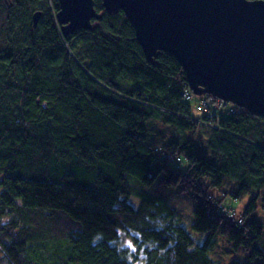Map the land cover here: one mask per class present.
<instances>
[{"label":"trees","instance_id":"obj_1","mask_svg":"<svg viewBox=\"0 0 264 264\" xmlns=\"http://www.w3.org/2000/svg\"><path fill=\"white\" fill-rule=\"evenodd\" d=\"M58 9L0 0V264H218L216 234L248 251L230 264H264V118L224 102V116L194 115L176 59L147 62L123 12L94 0L100 19L64 36ZM210 188L252 197L229 217ZM170 196L192 202L203 245Z\"/></svg>","mask_w":264,"mask_h":264},{"label":"water","instance_id":"obj_2","mask_svg":"<svg viewBox=\"0 0 264 264\" xmlns=\"http://www.w3.org/2000/svg\"><path fill=\"white\" fill-rule=\"evenodd\" d=\"M64 36L90 30L94 0H58ZM123 12L147 62L168 53L194 95H212L264 118V0H102ZM41 12L32 15L35 27Z\"/></svg>","mask_w":264,"mask_h":264},{"label":"rangeland","instance_id":"obj_3","mask_svg":"<svg viewBox=\"0 0 264 264\" xmlns=\"http://www.w3.org/2000/svg\"><path fill=\"white\" fill-rule=\"evenodd\" d=\"M206 103H201L199 106L197 105V97L193 96L190 100V106H191V112L198 116L202 115L203 112H205V109L202 107H205L208 112L215 113L212 114L213 116L219 114L224 116L227 114L226 109H222L223 104L219 105V102L216 101L214 104H210L209 99L207 101H204ZM229 104V103H228ZM206 105V106H205ZM231 105V104H230ZM197 106V107H196ZM202 109V110H201ZM206 114V113H205ZM209 116V115H208ZM12 119V116H11ZM151 133L154 132V134H159V128H154V126L150 127ZM160 134H165L163 136L170 137L172 135H175L178 140L184 141L188 135V133L184 131H174L170 127H164L160 131ZM202 137L204 136L203 133ZM203 147V143L201 144ZM195 151H198L200 154H202V151L197 148L193 147ZM173 164V163H171ZM178 165V162H177ZM179 166V165H178ZM181 166V165H180ZM183 167V166H181ZM1 178V176H0ZM225 177L223 178V180ZM209 193L213 198L220 202L221 207L223 208V214L226 213L227 210H234L235 212V218H238L241 216V213L245 210L246 205L250 201V198L252 197V194H244L240 199H234L229 194L223 195V192L220 191V188H210ZM259 197V196H258ZM258 201L255 208L254 216L260 221L263 229H264V207L261 205H264V194L261 196V202L259 199H256ZM139 200L135 199V204L138 205ZM168 203L170 206H172L175 210V216L173 217V222L175 225H178L182 227L194 240V243L196 245H203L206 239L205 233H198L193 228V214H192V208L193 204L190 200L185 198H178V197H172L170 196L168 198ZM124 246H128L129 242L127 240H123L122 243ZM208 256L210 259H212L214 262H217L218 264H230V261L235 259L238 261H244L248 257V251H244L242 247H239L238 249H234L232 244L222 235L216 234L214 236L213 243L208 248ZM41 264V263H39Z\"/></svg>","mask_w":264,"mask_h":264},{"label":"bare ground","instance_id":"obj_4","mask_svg":"<svg viewBox=\"0 0 264 264\" xmlns=\"http://www.w3.org/2000/svg\"><path fill=\"white\" fill-rule=\"evenodd\" d=\"M185 83H186V81H185ZM191 91V93L193 94V92H192V90L189 88V86L186 84V88H185V91L186 92H189V90ZM190 93V92H189ZM194 95V94H193ZM203 95H208V94H203ZM203 95H199L200 97L201 96H203ZM195 96V95H194ZM197 96V95H196ZM209 97H212V98H214V99H216V101H218V102H224L223 100H220V99H218V98H216V97H214V96H212V95H208ZM210 101V103H213V100H209ZM225 103V102H224ZM231 103H229V105H230ZM232 106H234V107H236L235 105H233V104H231Z\"/></svg>","mask_w":264,"mask_h":264},{"label":"built area","instance_id":"obj_5","mask_svg":"<svg viewBox=\"0 0 264 264\" xmlns=\"http://www.w3.org/2000/svg\"><path fill=\"white\" fill-rule=\"evenodd\" d=\"M189 90V89H188ZM190 92V93H189ZM189 92H186V91H184V97L185 98H189L190 97V94H191V91L189 90ZM219 104H223L222 102H219ZM226 213H227V215L229 216V217H234L235 216V213L233 212V211H226ZM239 223H240V221H239Z\"/></svg>","mask_w":264,"mask_h":264},{"label":"clouds","instance_id":"obj_6","mask_svg":"<svg viewBox=\"0 0 264 264\" xmlns=\"http://www.w3.org/2000/svg\"><path fill=\"white\" fill-rule=\"evenodd\" d=\"M57 13V12H56ZM55 16H56V14H55Z\"/></svg>","mask_w":264,"mask_h":264}]
</instances>
